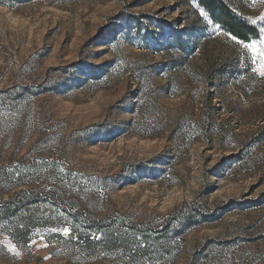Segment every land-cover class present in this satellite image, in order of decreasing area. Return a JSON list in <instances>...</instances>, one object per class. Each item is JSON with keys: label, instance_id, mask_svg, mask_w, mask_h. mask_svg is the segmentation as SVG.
Returning <instances> with one entry per match:
<instances>
[{"label": "rangeland", "instance_id": "374dc122", "mask_svg": "<svg viewBox=\"0 0 264 264\" xmlns=\"http://www.w3.org/2000/svg\"><path fill=\"white\" fill-rule=\"evenodd\" d=\"M133 18L203 31L186 58ZM236 41L189 0H0V264H264V75Z\"/></svg>", "mask_w": 264, "mask_h": 264}, {"label": "trees", "instance_id": "16d2710c", "mask_svg": "<svg viewBox=\"0 0 264 264\" xmlns=\"http://www.w3.org/2000/svg\"><path fill=\"white\" fill-rule=\"evenodd\" d=\"M189 2L195 4L196 10L203 14L212 26L219 28L231 38L235 36V40H240L243 44L257 43L263 37L262 21L259 18L242 15L228 0H189ZM253 21L255 23H252ZM128 25V29L135 34L132 41L140 49L160 52L167 47L186 58L195 52V35L203 31L200 28L178 30L172 24L162 22L155 23V30H151L148 24L138 18H133ZM209 91L210 89H207L208 94H211Z\"/></svg>", "mask_w": 264, "mask_h": 264}, {"label": "snow or ice", "instance_id": "6c2138e0", "mask_svg": "<svg viewBox=\"0 0 264 264\" xmlns=\"http://www.w3.org/2000/svg\"><path fill=\"white\" fill-rule=\"evenodd\" d=\"M252 23H255V21H253ZM261 33H264V28L261 29ZM233 39L235 40L236 37L233 36ZM236 42L242 44V46L244 48L251 49V50H253L254 52L257 53V56L259 57L260 67H259V69H254V70H257V71L260 72L261 75H264V39H261L259 41V44H260L259 49H257V45L254 44V43L253 44H243L242 41H240V40H237ZM256 61H257V57L254 56L253 57V62L255 63ZM53 231H57V229H53ZM63 232H64L65 235H67L69 233V229L64 228ZM98 238L99 237H97V239Z\"/></svg>", "mask_w": 264, "mask_h": 264}]
</instances>
